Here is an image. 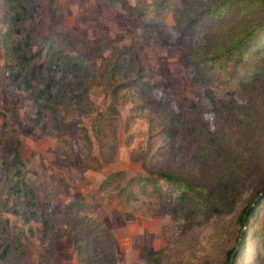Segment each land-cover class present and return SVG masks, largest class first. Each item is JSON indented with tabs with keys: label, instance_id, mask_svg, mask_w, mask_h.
<instances>
[{
	"label": "rangeland",
	"instance_id": "374dc122",
	"mask_svg": "<svg viewBox=\"0 0 264 264\" xmlns=\"http://www.w3.org/2000/svg\"><path fill=\"white\" fill-rule=\"evenodd\" d=\"M25 4L33 15L35 51L54 34L59 37L56 49L83 53L93 62L82 83L72 74L67 77L69 110L55 93L54 105L60 110L55 122L53 114L38 107L20 86L16 62L8 77L4 43L18 51L21 36L9 30L4 19L8 7L0 0V251L11 242L0 264H80L65 224V209L72 200L80 201L71 208L72 214L85 205L111 229L120 264H146L160 249V264H223V249L230 243L227 227L236 228L237 214L264 185V78L247 81L239 68L233 78L212 73L208 83L202 82L203 64L189 54L202 42V30L188 23L178 25L173 10L154 14L151 7L141 6L130 15L109 0H25ZM175 4L184 6L187 0ZM150 20L157 25L148 26L144 37L143 24ZM131 38L137 39L131 60L110 83L105 61L111 46ZM47 63V56L28 63L36 89L59 87L55 82L60 73L54 74ZM139 67L149 87L128 84L138 76ZM115 85L119 98L113 103L108 93ZM81 93L87 94L95 111L76 108ZM111 104L116 111H108L109 119L100 118L96 126V112L107 111ZM140 104L148 114L137 112ZM16 140L25 161V180L36 192L35 215L24 203L28 196L11 192L15 178L10 160ZM211 143L226 149L227 155ZM225 161L230 163L227 173L220 169ZM160 168L216 188L224 178L230 192L223 193L229 202L221 211L207 213L199 202L176 200L175 185L159 177ZM115 171H122L123 178L114 176L104 185ZM137 176L149 178L126 186ZM122 186L126 189L119 196ZM259 228H264V198L251 218L238 264H264V247L256 235ZM13 235L20 238V250Z\"/></svg>",
	"mask_w": 264,
	"mask_h": 264
},
{
	"label": "trees",
	"instance_id": "16d2710c",
	"mask_svg": "<svg viewBox=\"0 0 264 264\" xmlns=\"http://www.w3.org/2000/svg\"><path fill=\"white\" fill-rule=\"evenodd\" d=\"M7 10L4 19L8 22L7 26L12 32H16L21 36V43L17 46L18 51L13 48L12 44L5 42V63L4 68L8 70V77L12 76L13 68L16 62L21 72L18 75L20 86L32 96L34 102L41 107L46 108L55 118L60 114V110L56 104L61 102L66 110L71 108L66 105L67 97L65 94L67 77L72 74L79 78V83L86 80L89 76L90 67L93 60L89 59L83 53H70L55 48L59 41L57 35L51 34L45 37L43 45L36 51L34 47L33 31L30 26L33 15L29 12V8L25 4V0H5ZM34 1V0H30ZM112 4H119L127 9L130 15L134 14L141 6L151 7L154 14H160L166 10H173V15L178 25L188 23L189 26H195L202 30L203 40L198 47L190 50L189 54L192 59L203 64V72L199 74L200 79L204 83L211 80L210 75L223 74L233 78L239 68L242 69L241 76L247 81L260 80L264 78V0H187L184 6L175 4V0H109ZM29 19L27 26L22 29L21 25ZM198 22V23H197ZM157 22L150 20L143 24V32L141 35L145 37L148 26H156ZM137 39L131 38L130 42L121 45L111 46V53L106 59V76L110 80L116 78V72L125 66L127 60H131L132 51L136 49ZM127 54V55H123ZM47 56L48 68L53 73L59 72V79L55 84L59 87L55 89L52 85H47L36 89L30 79L28 63L34 58H44ZM45 62L38 64L39 70L42 72ZM224 70V71H223ZM83 72V75L80 74ZM143 67H139L137 77L129 81L128 84L137 83L142 86L149 87V83L143 78ZM43 76V74L41 73ZM82 77V79H81ZM262 81V80H261ZM123 84V83H122ZM117 85H115L109 94L113 103L118 102ZM206 92H210L207 88ZM55 93L59 96L55 100ZM208 95V94H207ZM214 103V97L208 95ZM80 100H84L80 104ZM74 105V104H73ZM75 106L81 112L89 113L95 111V107L87 94L78 95ZM138 113H146L145 106H138ZM108 111H116L113 104L108 106L107 111H97L95 122L96 126L100 124V118L109 119ZM38 118L42 117V112L37 111ZM202 145V144H201ZM212 147L218 153L227 155L226 149L219 144L211 143ZM11 173L14 181L11 186V192L16 195L22 192L29 198L24 203L32 207V214H36V192L35 189L25 180V161L22 158L20 150V142L15 141L11 155ZM229 162L221 163V171L227 173L230 169ZM228 167V168H227ZM122 171H115L108 175L103 184H108V180L114 176H121ZM159 177L163 178L168 184L175 185L176 200L199 202L205 208L207 213L219 212L226 207L229 197L223 191L230 192L225 187L227 180L222 179L216 187L195 183L188 175H183L176 171L160 168ZM149 177H131L126 186H129L135 179L143 183ZM155 183V182H154ZM118 186V185H117ZM126 186L119 187L118 195H122ZM260 194V195H259ZM1 195V193H0ZM259 195L254 205L247 211L246 208ZM264 198V185L257 191L252 200L244 206L237 214L235 226H228L227 233L229 242L223 249V264H238L239 255L245 246L251 218L257 213L261 201ZM2 205H5L4 199ZM79 200H72L66 206L65 224L69 228L73 245L76 249L77 257L80 264H120L117 258L118 244L111 229L99 217L92 215L84 205L75 214H72L74 204L78 205ZM78 209V207H75ZM2 207L0 206V210ZM71 209V210H70ZM246 214L244 215V213ZM126 218L130 215L127 213ZM29 217H25L28 220ZM47 223L46 220L43 221ZM245 229L240 234L242 227ZM222 235V230L219 231ZM256 235L259 237L261 245L264 247V228L257 229ZM15 238V248L20 250L22 243L17 235ZM12 237V235H11ZM10 237V238H11ZM10 241L8 240L0 251V259L6 258L9 251ZM236 247V248H235ZM157 250L153 255L147 258L146 264H160L159 254ZM156 259H155V258ZM231 259V261H230ZM129 264H138L131 262Z\"/></svg>",
	"mask_w": 264,
	"mask_h": 264
},
{
	"label": "water",
	"instance_id": "95a60500",
	"mask_svg": "<svg viewBox=\"0 0 264 264\" xmlns=\"http://www.w3.org/2000/svg\"><path fill=\"white\" fill-rule=\"evenodd\" d=\"M260 195V194H259ZM259 195H257L254 199H253V201L248 205V207L246 208V211L251 207V206H253L254 205V203H255V201L258 199V197H259ZM246 214V212L244 213V215ZM245 229V226L244 227H242V229H241V231H240V234L242 233V231ZM236 248V247H235ZM230 261H231V259H230Z\"/></svg>",
	"mask_w": 264,
	"mask_h": 264
}]
</instances>
